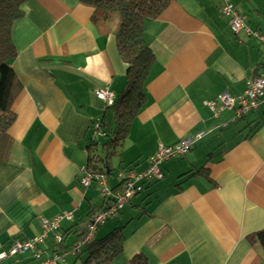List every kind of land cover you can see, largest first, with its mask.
<instances>
[{
  "label": "crops",
  "instance_id": "crops-1",
  "mask_svg": "<svg viewBox=\"0 0 264 264\" xmlns=\"http://www.w3.org/2000/svg\"><path fill=\"white\" fill-rule=\"evenodd\" d=\"M231 1L264 38V0ZM222 6V0H171L158 19L145 22L143 40L155 56L147 103L114 157L142 171L158 145L208 134L186 156L164 162L161 183L136 194L111 226L97 228L106 234L122 227L123 250L114 264L137 253L147 264H264L246 240L264 228V104L244 118L225 110L216 120L203 106L221 93L242 95L262 71L264 43L233 35ZM24 8L12 29L17 56L11 67L22 90L12 106L11 150L0 162V253L38 236L42 219L67 213L73 219L60 223L62 246L50 237L36 254L0 264H39L68 251L85 231L89 212L103 204L95 185L79 184L87 157H104L93 145L103 142L105 109L95 93L116 96L125 83L115 38L92 23L90 7L78 0H28ZM204 165L208 173H197ZM110 176L115 189L116 174Z\"/></svg>",
  "mask_w": 264,
  "mask_h": 264
},
{
  "label": "trees",
  "instance_id": "trees-1",
  "mask_svg": "<svg viewBox=\"0 0 264 264\" xmlns=\"http://www.w3.org/2000/svg\"><path fill=\"white\" fill-rule=\"evenodd\" d=\"M27 1L0 0V162L7 160L11 150L12 140L8 132L16 117L12 111V106L22 90V85L11 67L12 61L17 56L12 41V29L14 24L24 17V7ZM78 1L91 8V21L93 24L111 32L107 33V35H112L115 38L118 57L125 65L124 86L116 96L114 95L115 100L112 105H105L101 115L99 129L103 136V142L100 144L93 143L95 149L97 146L100 147L106 158L91 154L87 157L85 166L86 170L91 174L110 176L112 171L108 159L120 156L131 124L147 103L145 85L149 71L155 62V56L143 40L145 22L158 19L169 7L171 0ZM88 149L91 150L90 147H87ZM95 149L91 151L94 152ZM130 165L122 169L121 165H118L116 171H126L130 169ZM208 171L209 168L206 165L196 170L197 173L203 174L208 173ZM117 188L111 189L112 192L115 193ZM103 206L102 204L96 211L89 212L88 220L100 211ZM86 233L87 228L78 236V240L85 236ZM96 233L97 230L93 234L92 239L86 242L74 254V257L78 258L84 250L86 259L83 264H114V261L121 255L123 250L125 239L122 235V227L117 226L110 232L102 234L103 238L100 240L96 239ZM246 240L248 244L261 251L264 259V228L249 235ZM125 264H147V260L142 254L137 253Z\"/></svg>",
  "mask_w": 264,
  "mask_h": 264
},
{
  "label": "built area",
  "instance_id": "built-area-1",
  "mask_svg": "<svg viewBox=\"0 0 264 264\" xmlns=\"http://www.w3.org/2000/svg\"><path fill=\"white\" fill-rule=\"evenodd\" d=\"M222 2L221 14L228 19V27L233 35L243 33L248 37H253L264 43L263 37L258 33L252 32L245 25L242 17L234 10L231 0H222ZM95 94L106 106L112 105L115 100V96L109 91H96ZM263 104L264 66L259 77L248 85L242 95L232 97L227 93H221L215 99L203 102V106L209 110L214 120L218 119L225 110L229 109L234 111L235 119H241L247 116L251 111L257 110ZM222 126H226V124ZM207 134V131H199L195 135L172 146L164 147L158 145L156 153L148 158L147 166L144 170L137 172L133 168H130L127 171H122L117 174L116 178L120 186L115 193H113L108 186L104 175H94L89 173L85 168L81 169L79 184L84 189H89L92 185H95L103 199L104 206L93 215V217L87 220V233L85 236L73 244L65 253L54 254L50 259L41 262V264L62 263L66 255L76 254L86 242L92 239L98 226L114 218L136 194L145 191L146 186L163 179L160 166L164 162L187 155L192 145L202 140ZM72 219V213L56 216L52 219H42L40 221L39 235L25 241L15 242L7 251L0 253V261L28 253L36 254L37 250L50 238V236L52 237L54 245H61L64 243V238L59 233L60 223L62 221H71ZM35 258L39 259L40 257L36 255Z\"/></svg>",
  "mask_w": 264,
  "mask_h": 264
},
{
  "label": "rangeland",
  "instance_id": "rangeland-1",
  "mask_svg": "<svg viewBox=\"0 0 264 264\" xmlns=\"http://www.w3.org/2000/svg\"><path fill=\"white\" fill-rule=\"evenodd\" d=\"M94 139H95V141L96 140H98V138L95 136L94 137ZM112 162H113V164H114V166L112 167V169H111V171H112V174H116V168L118 167V165H121V169H122V167H125V166H127V167H129V163H127V162H125V158H123V160L121 161V159H119V158H116V157H114V158H112ZM119 163H121V164H119ZM131 165H134V163H132ZM130 165V166H131ZM110 182H113V180H112V176H110ZM160 182V181H159ZM159 182L156 184V185H158L159 184ZM161 183V182H160ZM155 186V185H154ZM127 209V208H126ZM128 209H130V208H128ZM117 217H119V216H115L114 218H112V219H110V220H108V221H106L105 223H104V226H106V227H109V226H111L115 221H116V219H117ZM96 235V239L97 240H100L101 238H103V235L102 234H95ZM75 257L73 256L72 257V262H71V264H83V261L86 259V252L83 250V252L79 255V259L78 258H75Z\"/></svg>",
  "mask_w": 264,
  "mask_h": 264
},
{
  "label": "bare ground",
  "instance_id": "bare-ground-1",
  "mask_svg": "<svg viewBox=\"0 0 264 264\" xmlns=\"http://www.w3.org/2000/svg\"><path fill=\"white\" fill-rule=\"evenodd\" d=\"M261 37H262V36H261ZM263 39H264V38H263ZM259 75H260V74H259ZM259 75H258L256 78H258ZM256 78H255V79H256ZM255 79H254V80H255ZM245 90H246V89H245ZM242 94H243V93H242ZM215 98H216V97H215ZM215 98H214V99H215ZM212 100H213V99H212ZM209 101H210V100H209ZM204 102H205V101H204ZM229 110H230V109H229ZM254 111H255V110H254ZM251 112H252V111H251ZM251 112H250V113H251ZM245 117H246V116H245ZM211 118H212V117H211ZM243 118H244V117H243ZM213 120H214V119H213ZM217 126H218V125H217ZM156 151H157V149H156ZM155 153H156V152H155ZM155 153H154V154H155ZM154 154H153V155H154ZM150 157H151V156H150ZM84 168H85V167H84ZM85 169H86V168H85ZM128 170H129V169H128ZM160 170H161V169H160ZM126 171H127V170H126ZM119 172H122V170H121V171H117V173H116V177H117V174H118ZM123 172H124V171H123ZM137 172H140V171H137ZM161 172H162V171H161ZM162 174H163V173H162ZM104 176L106 177V180H107V183H108V175H105V174H104ZM116 177H115V179H116V182H117V178H116ZM79 178H80V177H79ZM163 178H164V175H163ZM162 180H163V179H162ZM160 181H161V180H160ZM157 182H159V181H157ZM157 182H154V183H157ZM154 183H152V184H154ZM117 184H118V187H119L120 184H119L118 182H117ZM150 185H151V184H150ZM150 185H148V186H150ZM108 186H109V184H108ZM109 187H110V186H109ZM86 223H87V222H86ZM102 225H103V224H102ZM100 226H101V225H100ZM98 227H99V226H98ZM98 227H97V228H98ZM96 230H97V229H96ZM95 232H96V231H95ZM59 233H60V229H59ZM50 237H51V236H50ZM53 245H54V244H53ZM62 245H63V243H62L61 245H54V246H62ZM38 250H39V249H38ZM63 250H64V249H63ZM63 250H62V252H57V251H56L55 254H62V253H65L66 251H63ZM2 252H4V251H2ZM28 254H29V253H28ZM31 254H32V253H31ZM24 255H25V254H24ZM66 256H68V255H66ZM66 256H65V257H66ZM13 258H14V257H13ZM50 258H51V257H50ZM50 258H47V259H45V260H48V259H50ZM39 259H40V258H39ZM37 260H38V259H37ZM45 260H43V261H45ZM43 261H40L39 264H41V262H43ZM64 261H65V258H64V260H63V262H62L61 264H63ZM0 262H2V261H0Z\"/></svg>",
  "mask_w": 264,
  "mask_h": 264
}]
</instances>
